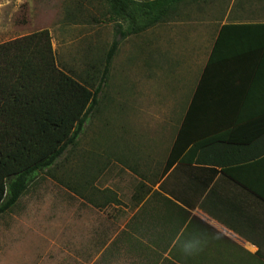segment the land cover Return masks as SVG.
I'll return each instance as SVG.
<instances>
[{
    "label": "rangeland",
    "instance_id": "rangeland-1",
    "mask_svg": "<svg viewBox=\"0 0 264 264\" xmlns=\"http://www.w3.org/2000/svg\"><path fill=\"white\" fill-rule=\"evenodd\" d=\"M183 8L175 22L121 41L98 110L78 144L0 216V264H79L81 256L101 253L93 238L80 239L105 219L94 205L102 197L95 191L112 189L123 200L136 174L145 168L159 172L184 118L191 82L220 27L264 22V0H202ZM108 10L104 0H0V44L48 31L59 67L79 83L77 95L84 97L97 83L81 77L118 39ZM77 98L60 119V138L81 105ZM26 145L11 130H0V188ZM38 150H31L27 166Z\"/></svg>",
    "mask_w": 264,
    "mask_h": 264
},
{
    "label": "trees",
    "instance_id": "trees-1",
    "mask_svg": "<svg viewBox=\"0 0 264 264\" xmlns=\"http://www.w3.org/2000/svg\"><path fill=\"white\" fill-rule=\"evenodd\" d=\"M104 1L108 4L109 21L115 24L118 39L112 43L103 59L95 60L90 65L88 77H81L87 82L93 80L97 83L94 90L84 97L82 94L77 95L79 83L59 67L48 31L0 44V130H11L27 144L17 165L6 169L5 183L0 188V216L18 204L40 173L54 167L69 148L78 144L89 118L98 110L100 96L107 86L121 41L175 22L184 16L185 4L202 0ZM248 31H260L264 43V23H227L220 27L207 66L177 133L165 173L177 162L196 161L223 168L264 156V117L210 116L213 107L218 105L210 95L214 91L225 92L228 99L231 92L237 94L238 91L242 93L250 89L246 80L235 75L237 70H229L230 76L222 74L213 84L209 80L212 72L223 73L230 65L246 62L264 64V44L259 49L244 46L245 40H252L244 34ZM98 65L102 69L91 77L92 69L96 70ZM222 65L225 70L220 71L224 67ZM254 91L264 92V86L259 90L252 88L251 92ZM76 98L81 105L71 126L60 138V119L66 115L68 107ZM219 105L227 110L232 103L224 101ZM253 141L255 145L246 149ZM36 145L39 150L32 155L31 165L27 166L29 154ZM81 196L90 200L89 197ZM90 202L93 203L92 200Z\"/></svg>",
    "mask_w": 264,
    "mask_h": 264
},
{
    "label": "crops",
    "instance_id": "crops-1",
    "mask_svg": "<svg viewBox=\"0 0 264 264\" xmlns=\"http://www.w3.org/2000/svg\"><path fill=\"white\" fill-rule=\"evenodd\" d=\"M244 34L252 38L245 40V47L263 46L260 31ZM218 35L219 31L206 62L191 82L194 89L184 118ZM227 69L223 73L212 72L210 82L217 83L222 74L230 76L229 70H237L235 75L246 80L251 90L264 86L261 62L230 65ZM250 89L231 92L228 99L225 92L214 91L210 95L218 105L210 116L264 117V92L252 93ZM224 101L232 103L227 110L219 105ZM254 145L253 141L246 149ZM167 160L159 172L145 168L146 172L136 174L130 194L123 200L112 189L95 191V196L102 197L96 196L94 205L105 219L94 222L93 235L81 234L80 239L93 238L95 245L103 248L88 260L81 256L79 264L83 259V264H264V156L223 168L196 161L177 162L165 173ZM193 236L200 240V248L194 255L186 256L181 251L182 243Z\"/></svg>",
    "mask_w": 264,
    "mask_h": 264
},
{
    "label": "clouds",
    "instance_id": "clouds-1",
    "mask_svg": "<svg viewBox=\"0 0 264 264\" xmlns=\"http://www.w3.org/2000/svg\"><path fill=\"white\" fill-rule=\"evenodd\" d=\"M200 248V240L193 236L186 239L181 246V251L186 256L194 255Z\"/></svg>",
    "mask_w": 264,
    "mask_h": 264
}]
</instances>
